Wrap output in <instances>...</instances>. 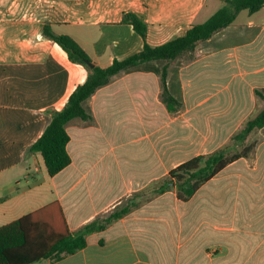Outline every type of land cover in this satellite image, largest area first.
Masks as SVG:
<instances>
[{
    "label": "crops",
    "instance_id": "obj_1",
    "mask_svg": "<svg viewBox=\"0 0 264 264\" xmlns=\"http://www.w3.org/2000/svg\"><path fill=\"white\" fill-rule=\"evenodd\" d=\"M211 1L0 0V226L55 200L72 231L132 206L104 230L89 234L83 249L32 264H210L213 246L219 253L212 258L216 264H264V139H256L249 158L203 186L209 197H203L195 243L193 230L180 235L170 223L169 229L155 226L161 222L156 210L169 192L154 190L162 179L146 197L157 173L209 153L193 152L199 139L217 149L264 108V7L254 13L241 10L229 26L199 41L193 58L170 63L168 85L184 103L180 110L169 111L162 101L161 64L145 62L121 71L86 101L93 119L68 123L69 166L51 176L42 153L29 150L52 112L67 104L89 73L45 34V26L70 35L96 65L108 67L141 51L145 42L160 45L205 22L223 5L210 12ZM131 11L147 22L146 39L123 21ZM130 140L148 141L151 147L149 161L141 158L136 165L143 174L123 178L116 187L109 178V191L94 190L96 178L113 169L108 155L116 154L120 163L121 148ZM188 152L190 157L178 161ZM232 200L229 212L226 204ZM217 203L224 204L220 211ZM195 251L200 253L195 256Z\"/></svg>",
    "mask_w": 264,
    "mask_h": 264
},
{
    "label": "trees",
    "instance_id": "obj_2",
    "mask_svg": "<svg viewBox=\"0 0 264 264\" xmlns=\"http://www.w3.org/2000/svg\"><path fill=\"white\" fill-rule=\"evenodd\" d=\"M223 1L224 4L209 19L194 24L186 34L156 46L145 42L141 51L121 60L115 59L108 67L96 65L85 49L70 35L57 34L49 26H45V34L58 42L68 52L72 61L85 65L89 71L86 81L77 86L67 104L61 110L52 112L50 124L29 149L31 152L42 153L51 176H55L72 162L68 150L71 140L67 129L68 123L74 118L93 119L86 101L99 88L108 85L121 71L132 70L145 62L160 63L162 101L172 112L184 107V103L172 93L168 85L170 63L181 58H193L199 41L209 39L216 32L229 26L241 10L248 9L254 13L264 7V0ZM123 21L132 24L146 39L147 22L137 13L132 11L126 13ZM89 62H93L94 66ZM261 128H264V108L232 136L231 142L212 152L198 154L179 163L154 190L160 194L174 191L179 201H190L205 184L229 165L251 156L258 140L249 142V136ZM131 207H118L107 217H98L79 230L72 231L61 202L52 201L0 226V264H32L43 259H60L76 253L87 246L89 234L104 230L112 222L129 213Z\"/></svg>",
    "mask_w": 264,
    "mask_h": 264
},
{
    "label": "rangeland",
    "instance_id": "obj_3",
    "mask_svg": "<svg viewBox=\"0 0 264 264\" xmlns=\"http://www.w3.org/2000/svg\"><path fill=\"white\" fill-rule=\"evenodd\" d=\"M224 2V1H223ZM221 0H215V3L212 4L211 1V6H210V12H215L222 4H224ZM192 81H194L192 79ZM256 139L259 140H263L264 139V128L263 129H258L256 130L252 136H249V142L250 141H254ZM200 140V141H199ZM197 142V145H195L196 150H194L193 152H197V151H206V152H210L212 150L215 149V146H212L210 144H207L205 142V140H201L199 139ZM232 140L229 139L226 142H231ZM177 143L179 144L178 148H179V153L181 152L180 147L182 146V144L184 142L181 141V138L179 136V139L177 140ZM151 147L149 146L148 141L146 142H133L130 140V143L127 147H122V161L119 163L116 160V154L112 153L108 155V159L112 162V166L113 169L111 172L108 173V176L105 177L104 174H102V176H98L96 178L97 183L93 185L94 190H96L97 192L99 190L102 191H109V178L111 180V182L115 185V187L117 186V184L122 181L123 178H129L133 175H142L143 173H137V169H136V165H138V160L141 158H149L150 154V149ZM162 149V147H161ZM123 150H126V152ZM146 150V152H145ZM164 150V147H163ZM102 153H104L105 151H101ZM144 152V153H143ZM191 152V151H190ZM118 153H120V150H118ZM164 153V151H163ZM188 155H184L183 156H179L178 161L188 158L190 157V153H187ZM164 156V154H163ZM150 159V158H149ZM149 161V160H148ZM249 162V160L247 161V163ZM122 164V167H121ZM166 167H169L168 164H166ZM168 171L169 170H164L160 173H157L155 176V178L153 179V181H151L150 183H148V187H147V195L146 197L148 198L149 195L152 193H150V190L153 189L154 184H156L155 182L159 181V179H163L168 175ZM151 175L150 172L146 173L147 176V180L149 178V176ZM102 179V181H106V184H100L99 181ZM104 183V182H103ZM52 195V193H50ZM207 191V188L201 189L199 191V193L196 195V198L194 200H192V203H186V202H182L179 201L176 198V194L174 191H169L167 193V198L166 199H162L161 200V211H157L156 210V218L157 220H161L160 223H156V227L159 229H164V228H168L169 229V225L168 223H170L172 225L173 228H177L178 233L181 235L182 231H184V233L186 232V230H193L194 232V243L195 240L198 239V234H200L201 232V228H202V217H203V209H202V202H203V197L206 195L207 197H209V194ZM211 194V193H210ZM216 195H219L221 193H219L218 190H216ZM205 196V197H206ZM225 200V196L223 197ZM227 202V201H226ZM225 202V203H226ZM226 205H228V211L232 212V209L234 207V203L233 200L231 201V203H227ZM220 207L223 208L224 204L219 205V203L214 205V208H217V210L220 211ZM206 214L204 215L205 218ZM172 219H175V224H173ZM167 237L169 238V235H167ZM164 240V239H163ZM196 245V244H195ZM216 246H213V248L210 249V264H216V261L213 262V259H215V257L219 254L218 251L215 250ZM200 252L195 251V256H197ZM201 259V258H200ZM196 260V258H195ZM196 263V262H195ZM198 263V262H197Z\"/></svg>",
    "mask_w": 264,
    "mask_h": 264
},
{
    "label": "water",
    "instance_id": "obj_4",
    "mask_svg": "<svg viewBox=\"0 0 264 264\" xmlns=\"http://www.w3.org/2000/svg\"><path fill=\"white\" fill-rule=\"evenodd\" d=\"M89 64H90L91 66H94V63H93V62H89Z\"/></svg>",
    "mask_w": 264,
    "mask_h": 264
}]
</instances>
